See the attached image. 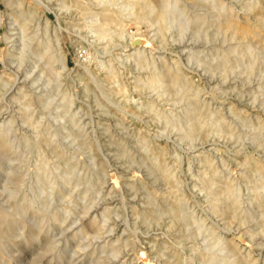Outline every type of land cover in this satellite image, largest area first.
<instances>
[{
  "label": "rangeland",
  "instance_id": "1",
  "mask_svg": "<svg viewBox=\"0 0 264 264\" xmlns=\"http://www.w3.org/2000/svg\"><path fill=\"white\" fill-rule=\"evenodd\" d=\"M29 1L0 0V264H264V0H168L123 36L91 10L128 0H43L24 35Z\"/></svg>",
  "mask_w": 264,
  "mask_h": 264
},
{
  "label": "bare ground",
  "instance_id": "2",
  "mask_svg": "<svg viewBox=\"0 0 264 264\" xmlns=\"http://www.w3.org/2000/svg\"><path fill=\"white\" fill-rule=\"evenodd\" d=\"M14 1L18 6H22L23 3L25 2V0H14ZM61 1L64 3L66 2V0H61ZM157 1H158V4H157L158 6H154L153 0H128L127 2H125L126 3L125 4L126 5L125 6L126 7V9H125L126 14H122L121 10L109 9V7L106 5H103L99 8H96V9H92L91 13L94 16V18H93L94 21L92 22L93 28L99 34V36L100 35L101 36L106 35L109 32H118L119 34L122 35V33H124L125 27H126L124 22H125L126 18H129L132 20V22L134 21L136 25H138L139 23H146V24L148 23L151 25L152 23L156 22L159 24L160 29H162L163 27L161 25V22L167 17L168 14L171 13V9H170L168 0H157ZM177 2H178V0H174L175 4ZM29 3H30L29 6L24 11L26 19L24 18L23 22L21 23V32L24 35L27 34V31L30 29L31 21L35 19V15L37 17L38 25H40V23L44 24L43 25L44 31H47L48 13L49 12H55V10L52 8L50 3L46 4L45 1H43V0H30ZM262 4H264V2ZM171 7H173V6H171ZM83 8L85 10L90 9L87 6H84ZM257 8H258V6H257ZM257 8L255 9L256 11L254 10L255 13H254V15H252L253 17L252 18L248 17V19H247V21H251V23L247 22V24L245 26H243L242 29L247 31V32L252 33V35L254 37L259 38L260 36L257 34V27L259 26V24H261L264 21V6L259 7V9H257ZM173 9H174V7H173ZM55 14H56V12H55ZM228 17H225L224 19H222L223 24L226 25L227 27H232L233 24L235 25V23L231 19H229ZM5 19H6V17H5ZM5 19H4L3 15L0 14V27L3 25ZM7 21H9V18ZM62 28L63 27L60 24L59 18L56 15V25L54 27V34H55L54 39L56 42V44H55L56 54L54 56L57 57V59L60 58L61 61L64 62L63 53H62L61 45H60V32H61ZM138 30L139 29H137V31ZM128 36H130V35L128 34ZM135 36H136V34H135ZM2 38L4 40L7 39L5 34L2 36ZM262 39L264 40L263 37H262ZM134 40H132V41H134ZM139 40H140V38H139ZM23 42L25 43L24 40H23ZM137 43H139V42L137 41ZM134 48L136 50V47H134ZM49 50H50L49 43H46L44 46L43 53L46 54L48 61H52L55 57L49 53ZM139 52H140V55H142V51H139ZM131 53H133V51ZM134 54H136V53H134ZM130 57H132V56H130ZM143 59H145V57ZM139 62L143 63L145 61L140 60ZM79 66H80V64H79ZM145 83L149 86L160 85L163 89L169 91V90H172V89L178 87L179 85H181L183 83V79L181 78L180 75H178L177 73H175L171 70H166L164 72L156 70L152 73V75L150 77L147 78ZM120 88L122 89L123 87H120ZM192 113L194 115L198 114L196 111H194V112L192 111ZM190 125L192 128H196L198 125V122L197 121H190ZM42 161H43V159L38 160V164H37L38 169L41 168ZM157 169L162 174L167 173L165 168L161 165H157ZM208 179H210V178H208ZM209 181H212V180H209ZM228 191H230V190H228ZM172 202H173V200H172ZM179 204H180L179 200L175 201L174 206H173L174 210L180 211L179 210ZM225 264H250V262H248V261L240 262V261H233V260L229 261L228 260V261H225Z\"/></svg>",
  "mask_w": 264,
  "mask_h": 264
}]
</instances>
